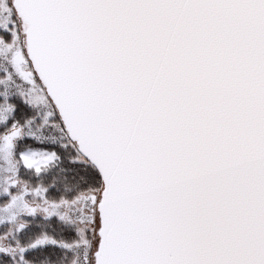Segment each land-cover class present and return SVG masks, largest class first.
Instances as JSON below:
<instances>
[{"label":"snow or ice","instance_id":"obj_1","mask_svg":"<svg viewBox=\"0 0 264 264\" xmlns=\"http://www.w3.org/2000/svg\"><path fill=\"white\" fill-rule=\"evenodd\" d=\"M0 264H264V0H0Z\"/></svg>","mask_w":264,"mask_h":264}]
</instances>
